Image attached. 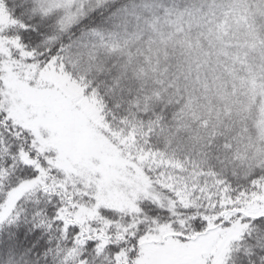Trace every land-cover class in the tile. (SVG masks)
<instances>
[{
  "label": "snow or ice",
  "instance_id": "snow-or-ice-1",
  "mask_svg": "<svg viewBox=\"0 0 264 264\" xmlns=\"http://www.w3.org/2000/svg\"><path fill=\"white\" fill-rule=\"evenodd\" d=\"M0 264H264V0H0Z\"/></svg>",
  "mask_w": 264,
  "mask_h": 264
}]
</instances>
